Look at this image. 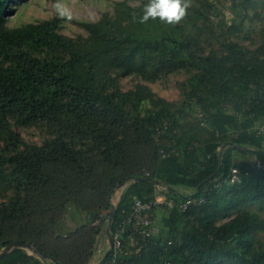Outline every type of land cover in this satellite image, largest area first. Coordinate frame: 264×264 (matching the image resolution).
<instances>
[{
	"label": "trees",
	"instance_id": "1",
	"mask_svg": "<svg viewBox=\"0 0 264 264\" xmlns=\"http://www.w3.org/2000/svg\"><path fill=\"white\" fill-rule=\"evenodd\" d=\"M13 1L0 0V252L30 244L45 257L15 246L0 264H89L92 252L77 237L47 241L52 214L82 198L99 204L96 221L113 190L129 182L111 236L134 197L155 200L158 186L165 227L154 224L147 245L134 248L123 233V252L113 249L101 264H264V152L242 150L264 151L256 126L264 119V39L250 48L227 36L206 53L181 20L213 14L194 16L189 5L179 23L141 22L148 0H123L113 14L80 22L87 36L65 35L58 17L11 28ZM181 70L189 77L177 103L146 83L127 91L120 84L126 75L153 82ZM15 125L47 126L51 137L27 143ZM173 147L182 153L162 156ZM234 167L242 173L231 183ZM194 198L203 201L183 211Z\"/></svg>",
	"mask_w": 264,
	"mask_h": 264
},
{
	"label": "rangeland",
	"instance_id": "2",
	"mask_svg": "<svg viewBox=\"0 0 264 264\" xmlns=\"http://www.w3.org/2000/svg\"><path fill=\"white\" fill-rule=\"evenodd\" d=\"M123 0H14L8 9V15L6 17V25L8 27H18L30 22H40L43 20L51 19L54 17L61 18V32L71 37H77L78 35L87 36V32L80 25V22L85 21H98L104 14L114 13V7L116 4ZM212 2L215 9H209L206 6V2ZM63 3L71 14V19L68 16H61L56 8L57 3ZM140 0H128L131 5H138ZM244 0H236V6L231 0H193L189 5L193 8V15L198 12L204 11L210 17L211 14L214 18L210 20H189L182 19L185 32L195 35L200 42L201 48L204 52L208 53L212 49L219 50L221 47L218 44L220 39L229 37L231 40L240 42L255 48L264 39L262 29L264 28V4L258 0H253L251 3L242 5ZM225 23V27L223 25ZM228 26L236 27L234 33H228ZM189 77L187 71H177L153 81L145 82L140 76L131 74L120 78V84L124 91L135 89L138 83H146L155 94L156 97H161L171 102H179L182 99L181 88L182 83ZM150 106H152L150 104ZM198 111V109H197ZM198 115V113H196ZM264 123V119L257 121L258 127ZM15 130L22 136L27 143L42 144L46 139L50 138L48 133V127L43 125L32 126H14ZM0 145L3 142L0 141ZM145 172L148 169H144ZM130 183V182H129ZM125 184L122 187H118L110 194V203L112 206H116L119 203V197L122 194L124 188L129 184ZM158 188L161 194L165 195V188ZM183 193H193L191 188L182 187ZM187 190H190L189 192ZM2 198L0 197V200ZM92 206V208L90 207ZM99 204L89 203L88 200L80 198V200L70 201L66 210L63 209L52 214L56 224L51 225L48 230V238L50 242L56 240H64L68 243L74 237H77L82 243L85 249L92 252L89 264H98L103 260L106 252L111 248L110 234V209H104L100 212V217L96 221L93 220V216L98 212ZM89 206V207H86ZM57 207V206H56ZM157 215L155 221L157 228H163L164 223L161 220L162 210ZM264 216V212H262ZM51 216V215H49ZM50 217H47L49 220ZM92 221V222H90ZM83 227L88 228V232L84 233ZM99 232L95 235L88 233L95 231ZM86 234L85 241L80 240V237ZM91 237H94L91 240ZM76 238V239H77ZM66 242V243H67ZM128 245L134 248L136 243L129 240ZM74 246V245H73ZM71 248V247H70ZM29 250V249H28ZM31 254H34L32 250H29ZM46 261L44 264H49Z\"/></svg>",
	"mask_w": 264,
	"mask_h": 264
},
{
	"label": "built area",
	"instance_id": "3",
	"mask_svg": "<svg viewBox=\"0 0 264 264\" xmlns=\"http://www.w3.org/2000/svg\"><path fill=\"white\" fill-rule=\"evenodd\" d=\"M258 133H264V123L258 127ZM161 153L163 157H166L172 154L179 155L182 153V151L173 147L169 151L163 148ZM258 166H262L260 161H258ZM241 173L242 170L239 167L232 168L228 179L229 182L236 183L239 181L241 178ZM202 201L203 199H189L185 203L181 204L180 207L183 211H185L190 205H194ZM160 204L162 203L156 199L146 201L138 196L134 197L132 211L120 224L117 232L113 234V249L116 253L123 252V240L121 235L125 232L128 233L130 240L134 241L136 244L141 242V246L147 245L148 240L151 237V229L157 219V209L159 208ZM169 205H173L172 200L169 202Z\"/></svg>",
	"mask_w": 264,
	"mask_h": 264
},
{
	"label": "clouds",
	"instance_id": "4",
	"mask_svg": "<svg viewBox=\"0 0 264 264\" xmlns=\"http://www.w3.org/2000/svg\"><path fill=\"white\" fill-rule=\"evenodd\" d=\"M189 3L190 0H148L143 9L141 22L158 18L168 24L179 23L185 16ZM56 8L62 17L68 16L71 19V14L66 5L58 2Z\"/></svg>",
	"mask_w": 264,
	"mask_h": 264
},
{
	"label": "water",
	"instance_id": "5",
	"mask_svg": "<svg viewBox=\"0 0 264 264\" xmlns=\"http://www.w3.org/2000/svg\"><path fill=\"white\" fill-rule=\"evenodd\" d=\"M242 150H246V151H253V152H264V151H257V150H253V149H249V148H246V147H243ZM221 167H219L218 171H220ZM217 171V172H218ZM217 172L215 174H213L209 179L205 180V182L209 181L210 179L214 178L215 175L217 174ZM201 183L199 188L205 183ZM157 184L159 185V182H157ZM116 211H117V208L116 206H112L111 208V212H110V222L112 223V220L116 214ZM111 225V224H110ZM108 234H110V242H111V248L106 252L103 260L101 261V263L104 261V259L108 256V254L113 250V246H114V242H113V237L111 236V233H110V229L108 230ZM15 246H19V247H22V248H26V249H29V250H32L35 254L38 255V257L40 258H44L45 255L42 254L40 251L36 250L33 248L32 245L30 244H14V245H9L7 246L3 251L0 252V258L4 257L7 253H9L13 247ZM101 263H98V264H101Z\"/></svg>",
	"mask_w": 264,
	"mask_h": 264
},
{
	"label": "crops",
	"instance_id": "6",
	"mask_svg": "<svg viewBox=\"0 0 264 264\" xmlns=\"http://www.w3.org/2000/svg\"><path fill=\"white\" fill-rule=\"evenodd\" d=\"M158 186V185H157ZM159 188H162L163 189V187L162 186H158ZM126 188V187H125ZM125 188H124V190H125ZM179 189L181 190V191H183L182 190V187H179ZM184 189V188H183ZM124 190H123V192H122V194L124 193ZM188 192L190 191V190H187ZM122 194L120 195V197H119V201H120V199H121V196H122ZM155 199L156 200H159L161 203H164L165 201H166V195H164V194H161L159 191H158V188L155 190ZM160 208V207H159ZM49 263V262H48Z\"/></svg>",
	"mask_w": 264,
	"mask_h": 264
}]
</instances>
